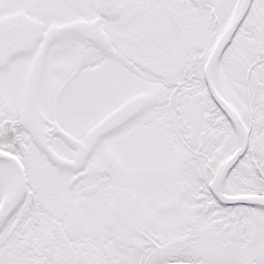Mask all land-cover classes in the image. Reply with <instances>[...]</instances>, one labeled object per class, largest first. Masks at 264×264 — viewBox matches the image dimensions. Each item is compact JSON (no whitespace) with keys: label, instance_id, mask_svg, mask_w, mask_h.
<instances>
[{"label":"snow or ice","instance_id":"1","mask_svg":"<svg viewBox=\"0 0 264 264\" xmlns=\"http://www.w3.org/2000/svg\"><path fill=\"white\" fill-rule=\"evenodd\" d=\"M0 264H264V0H0Z\"/></svg>","mask_w":264,"mask_h":264}]
</instances>
